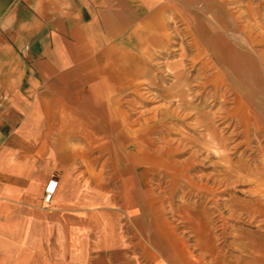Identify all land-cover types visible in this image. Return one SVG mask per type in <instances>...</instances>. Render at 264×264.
Wrapping results in <instances>:
<instances>
[{
    "label": "rangeland",
    "instance_id": "1",
    "mask_svg": "<svg viewBox=\"0 0 264 264\" xmlns=\"http://www.w3.org/2000/svg\"><path fill=\"white\" fill-rule=\"evenodd\" d=\"M140 63L85 148L111 226L10 227L2 264H264V0L182 2Z\"/></svg>",
    "mask_w": 264,
    "mask_h": 264
},
{
    "label": "crops",
    "instance_id": "2",
    "mask_svg": "<svg viewBox=\"0 0 264 264\" xmlns=\"http://www.w3.org/2000/svg\"><path fill=\"white\" fill-rule=\"evenodd\" d=\"M184 1L0 0V264L17 249L10 227L40 226L85 247L88 236L102 239L107 200L93 196L108 186L85 153L95 116L108 112L102 100L132 89L121 70L164 47L166 19ZM50 178L56 188L44 204ZM118 252L119 264H135L132 251Z\"/></svg>",
    "mask_w": 264,
    "mask_h": 264
},
{
    "label": "built area",
    "instance_id": "3",
    "mask_svg": "<svg viewBox=\"0 0 264 264\" xmlns=\"http://www.w3.org/2000/svg\"><path fill=\"white\" fill-rule=\"evenodd\" d=\"M56 188V181L53 178H50L44 188H43V196H42V203L47 204L52 195L54 194Z\"/></svg>",
    "mask_w": 264,
    "mask_h": 264
}]
</instances>
